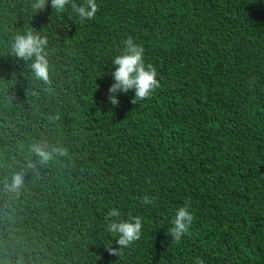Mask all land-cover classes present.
I'll return each mask as SVG.
<instances>
[{"label":"trees","instance_id":"16d2710c","mask_svg":"<svg viewBox=\"0 0 264 264\" xmlns=\"http://www.w3.org/2000/svg\"><path fill=\"white\" fill-rule=\"evenodd\" d=\"M96 3L81 22L70 4L0 0V264H264V0ZM28 31L47 36L50 86L11 53ZM129 36L160 86L136 104L118 91L113 106ZM33 142L67 155L6 193ZM186 201L194 219L177 243L168 229ZM113 207L143 225L120 256L106 251Z\"/></svg>","mask_w":264,"mask_h":264},{"label":"clouds","instance_id":"9594fccd","mask_svg":"<svg viewBox=\"0 0 264 264\" xmlns=\"http://www.w3.org/2000/svg\"><path fill=\"white\" fill-rule=\"evenodd\" d=\"M48 0H32L31 7L34 11H43ZM52 9L57 12H64L66 6L71 5L72 13L79 18L81 22L95 17L98 6L96 0H84L83 4H77L72 0H50ZM71 19L72 16H69ZM124 49L121 54L112 60L113 70L111 75L114 82L108 88V100L113 105L118 104L116 93L127 94L130 90L134 91L132 103L148 99L157 89L159 81L156 79L157 72L155 67L149 63H144V48L136 44L132 37H128L124 42ZM48 39L46 35L28 31L23 34H17L11 45V53L22 60L31 61V68L34 77L41 81L45 86L52 84L50 75V64L47 58L46 48ZM47 90H51L48 88ZM28 151L35 157V160L29 159L25 165H22L18 171L10 174V180L4 181L3 190L6 193L19 195L24 186L25 173L29 170H35L37 165L46 166L56 156L67 155V149L61 146L49 145L47 142H33L29 145ZM148 205L154 203L152 198L145 195L141 201ZM189 202L179 207L172 219V226L168 229V235L175 242H179L181 237L188 233L189 227L194 219L189 211ZM120 211L118 208H111L105 217L107 224L106 230L116 238L118 247H112L108 244L106 251L109 255L120 256L122 249L128 248L133 242L138 241L141 236L142 220L139 216L129 219H119ZM115 218V219H114ZM197 264H203L197 261Z\"/></svg>","mask_w":264,"mask_h":264}]
</instances>
